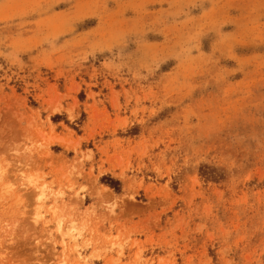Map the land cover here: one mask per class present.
Returning <instances> with one entry per match:
<instances>
[{
	"label": "rangeland",
	"instance_id": "obj_1",
	"mask_svg": "<svg viewBox=\"0 0 264 264\" xmlns=\"http://www.w3.org/2000/svg\"><path fill=\"white\" fill-rule=\"evenodd\" d=\"M0 264H264V0H0Z\"/></svg>",
	"mask_w": 264,
	"mask_h": 264
},
{
	"label": "trees",
	"instance_id": "obj_2",
	"mask_svg": "<svg viewBox=\"0 0 264 264\" xmlns=\"http://www.w3.org/2000/svg\"><path fill=\"white\" fill-rule=\"evenodd\" d=\"M108 185H110L116 191H119L118 188H117V185H119L118 182H115L114 180H110V182H108Z\"/></svg>",
	"mask_w": 264,
	"mask_h": 264
}]
</instances>
